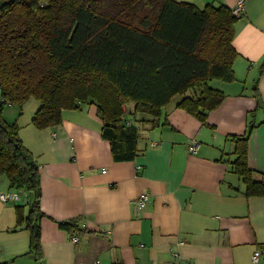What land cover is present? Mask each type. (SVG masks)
<instances>
[{"label": "crops", "instance_id": "crops-1", "mask_svg": "<svg viewBox=\"0 0 264 264\" xmlns=\"http://www.w3.org/2000/svg\"><path fill=\"white\" fill-rule=\"evenodd\" d=\"M175 1L234 10L240 0ZM243 6L234 80L208 84L224 99L205 122L172 109L157 127L138 126L142 151L120 163L95 105L64 111L55 128L20 133L39 166L41 252L29 254L31 198L19 194L17 203L0 200V264H264V197L247 196L233 169L238 139H248L249 167L264 182V0ZM8 183L0 195L12 191ZM142 194L151 203L136 215L131 204Z\"/></svg>", "mask_w": 264, "mask_h": 264}, {"label": "trees", "instance_id": "trees-1", "mask_svg": "<svg viewBox=\"0 0 264 264\" xmlns=\"http://www.w3.org/2000/svg\"><path fill=\"white\" fill-rule=\"evenodd\" d=\"M241 17L175 0H0V114L3 106L36 100L33 126L46 130L62 124L64 111L95 105L114 161H134L142 151L138 126L157 127L176 96L177 108L201 122L220 106L224 95L208 84L234 80ZM207 40L217 48L212 56L203 53ZM130 104L140 117L127 122ZM17 131L0 119V179L31 198L29 254L39 255V166ZM247 141L238 139L233 169L247 196L264 197ZM23 207L16 208L19 220Z\"/></svg>", "mask_w": 264, "mask_h": 264}, {"label": "rangeland", "instance_id": "rangeland-1", "mask_svg": "<svg viewBox=\"0 0 264 264\" xmlns=\"http://www.w3.org/2000/svg\"><path fill=\"white\" fill-rule=\"evenodd\" d=\"M212 44L210 43L209 40L206 41L204 47L203 53L206 54L207 56L213 55L214 52L217 51V48L215 46H211ZM182 96H176L174 99H172V102L166 107L164 113L168 114L172 109L177 108V104L181 102ZM39 102L36 100H29L26 101L23 104L20 105H11V106H3V109L1 111V120L8 124H16L19 135L20 133L23 134L24 131H26L31 125L33 126V117H35L37 111L39 110ZM140 116H133L126 114V118H130L132 121H135V119H139ZM8 183L7 178L3 177L0 179V189L4 188ZM18 194L22 197H24L28 201L29 196L27 192L23 190H18ZM33 198V197H32Z\"/></svg>", "mask_w": 264, "mask_h": 264}, {"label": "built area", "instance_id": "built-area-1", "mask_svg": "<svg viewBox=\"0 0 264 264\" xmlns=\"http://www.w3.org/2000/svg\"><path fill=\"white\" fill-rule=\"evenodd\" d=\"M244 3L245 0H240L238 2L237 5H235V9L233 10V13L235 15V17H240L243 15L244 12ZM199 145L198 143L194 142L192 145H190L188 148V151L192 154H196L198 151ZM0 200L2 203L4 204H8V203H15L18 202L20 199L18 197V193H16L15 191H11L8 193H4L0 195ZM151 203V197L149 194H142L140 197L136 198L133 202H132V206H133V210L134 213L136 215L142 213ZM87 231V225L83 224L80 227V231L79 233H84ZM70 239L72 241V243L76 244L79 243L80 241V236L79 234L75 233V234H70ZM261 257V252H256L255 255L253 256V262L254 263H259V259ZM95 264H100V262H96Z\"/></svg>", "mask_w": 264, "mask_h": 264}, {"label": "water", "instance_id": "water-1", "mask_svg": "<svg viewBox=\"0 0 264 264\" xmlns=\"http://www.w3.org/2000/svg\"><path fill=\"white\" fill-rule=\"evenodd\" d=\"M2 105H4V102L2 100H0V109H1Z\"/></svg>", "mask_w": 264, "mask_h": 264}]
</instances>
